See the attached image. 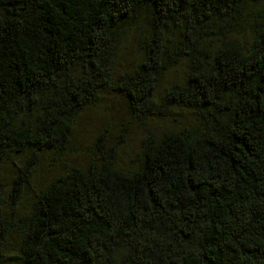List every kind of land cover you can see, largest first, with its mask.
<instances>
[{"label":"trees","instance_id":"obj_1","mask_svg":"<svg viewBox=\"0 0 264 264\" xmlns=\"http://www.w3.org/2000/svg\"><path fill=\"white\" fill-rule=\"evenodd\" d=\"M102 93L194 122L126 168L97 139L0 217L2 264H264V0H0V163L65 155Z\"/></svg>","mask_w":264,"mask_h":264},{"label":"rangeland","instance_id":"obj_2","mask_svg":"<svg viewBox=\"0 0 264 264\" xmlns=\"http://www.w3.org/2000/svg\"><path fill=\"white\" fill-rule=\"evenodd\" d=\"M126 61L131 62L130 59ZM120 66L124 68L121 62ZM162 89L163 86L160 85L157 94L163 93ZM193 122L194 117L190 111L174 107L166 118L152 119L141 124L129 114L127 100L122 94L102 93L96 102L76 116L65 155L45 154L40 159L35 158L29 165L22 161L21 155H16L0 163V217L10 218L16 208L25 209L29 202L37 197L38 191L62 172L65 163L85 165L97 139L106 149L117 144L115 149L117 164L120 168H126L136 159L141 150V141L148 133L159 134L165 129H178ZM22 164L25 165V175L18 171ZM17 172L21 175L18 184L21 189V200L12 195L13 178ZM15 241L17 239L13 233L5 238V243L9 247L0 253V264L2 258L4 262H15L16 254L12 249Z\"/></svg>","mask_w":264,"mask_h":264}]
</instances>
